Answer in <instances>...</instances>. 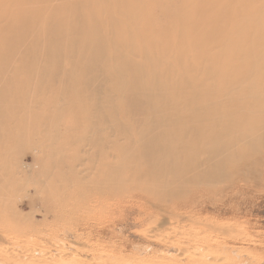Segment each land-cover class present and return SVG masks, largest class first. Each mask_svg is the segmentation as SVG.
<instances>
[{
  "label": "bare ground",
  "instance_id": "1",
  "mask_svg": "<svg viewBox=\"0 0 264 264\" xmlns=\"http://www.w3.org/2000/svg\"><path fill=\"white\" fill-rule=\"evenodd\" d=\"M34 86L36 95L42 86L59 89L58 105L34 125L66 112L99 123L108 110L127 143L109 136L97 145L132 162L128 180L103 182L116 197L136 178L135 190L165 211L189 190L194 199L202 191L228 194L264 177V0H0V146L15 128L21 99L12 94L27 89L30 96ZM34 136L28 130L15 147L27 149ZM33 173L23 163L0 166V201L13 199ZM20 254L9 256L41 264Z\"/></svg>",
  "mask_w": 264,
  "mask_h": 264
},
{
  "label": "rangeland",
  "instance_id": "2",
  "mask_svg": "<svg viewBox=\"0 0 264 264\" xmlns=\"http://www.w3.org/2000/svg\"><path fill=\"white\" fill-rule=\"evenodd\" d=\"M180 5L177 1L175 10ZM44 86L38 95L35 86L28 88L30 96L27 89L12 94L21 102L11 118L15 125L8 134L11 138L0 146V166L12 168L23 163L34 173L24 178V186L13 199L0 201V248L6 246L5 254L11 258L18 253L32 255L41 264H70L82 259L86 264L214 263L196 259L201 256L222 258L215 264H264V177L253 175L228 194L219 189L228 184L209 194L202 191L198 199H194L196 192L189 190L175 199L174 208L165 211L158 209L155 196L135 190L136 178L129 179L125 191L116 197L103 182L128 180L132 162L107 144L99 147L97 141L111 136L126 144L125 135L112 130L107 109L99 123L97 118L85 122L76 113L66 112L60 120L48 117L34 125L37 115L49 116L58 105L59 89L50 92ZM79 107L74 111L81 113L83 107ZM92 109L95 113V106ZM99 125L103 133L96 136L93 130ZM28 130L35 133L30 147H15L14 140ZM35 151L45 153L37 155ZM111 166H118L113 175L109 174ZM96 180L107 186L106 193L100 190L98 194ZM152 220L160 227H154ZM4 250L0 259L19 263Z\"/></svg>",
  "mask_w": 264,
  "mask_h": 264
}]
</instances>
